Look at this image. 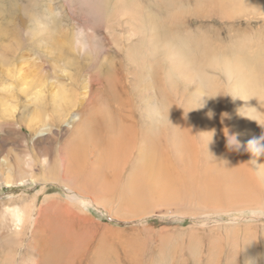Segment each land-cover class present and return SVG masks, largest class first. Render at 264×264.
Returning <instances> with one entry per match:
<instances>
[{
	"label": "rangeland",
	"instance_id": "obj_1",
	"mask_svg": "<svg viewBox=\"0 0 264 264\" xmlns=\"http://www.w3.org/2000/svg\"><path fill=\"white\" fill-rule=\"evenodd\" d=\"M45 2L62 17L51 37L28 40L20 0H0V243L9 245L13 239L11 213L26 217L12 247L17 255L13 264H20L27 247L33 246V196L41 194V202L44 196L66 194L59 157L65 152L81 160L83 154L84 163L74 162L70 169L86 174L102 169V164L92 163L94 153L85 154L76 139L69 143L71 124L83 119L101 124L105 118L133 124L137 130L151 104L172 122L191 123L201 152L203 142L212 137L213 144L206 146L213 147L215 166L203 169L200 154L197 179L186 187L177 209L185 212L182 216L173 211L118 219L90 207V216L100 226L121 230L107 242L101 238L97 264H264V176L237 158L242 149L227 148V134H238L241 142L247 133L234 88L251 80L255 89L264 90V0ZM78 29L83 34L76 41ZM166 42L182 50L180 60L193 73L209 76L203 80V93L216 107L187 106L194 105L196 90L177 78L175 65L164 59L168 54H157L158 45ZM149 63L154 64L151 70L141 68ZM228 68L236 75L228 77ZM146 74L151 86L142 83ZM253 126L264 133V106ZM145 141L156 165L173 156L162 135H147ZM136 155L132 149L131 156ZM169 166L162 165L164 175L177 171V164ZM130 168L128 164L123 173ZM95 243L96 238L84 264H95Z\"/></svg>",
	"mask_w": 264,
	"mask_h": 264
},
{
	"label": "crops",
	"instance_id": "obj_2",
	"mask_svg": "<svg viewBox=\"0 0 264 264\" xmlns=\"http://www.w3.org/2000/svg\"><path fill=\"white\" fill-rule=\"evenodd\" d=\"M164 59L168 60V57ZM137 65L139 64H135V66ZM141 68H144L143 65ZM189 75L191 76L190 73ZM178 79L184 85H193L198 92L200 87V98H194L192 101L194 105L189 104L188 107H216L209 96L203 93L202 79ZM249 81L251 82V80L245 81L237 85L239 86L237 89L234 88L237 95H242L246 99V102L236 107L254 109L264 106V90L255 89L253 83ZM148 82L146 74L142 83ZM148 84L152 85V83ZM150 107L146 121L137 130L134 129L133 124L111 122L105 118L100 122L101 124L97 123V127L83 123L82 126L72 129L69 143L72 139H76L80 142L81 146L79 147L85 154L94 153L92 163L102 164V169L88 174L81 170L70 169L74 162H77V164H73L74 166L84 163L86 155L83 154L81 160L77 155H67L65 152L59 157L63 165L64 183L62 185L66 188V194L57 197L44 196L41 202L37 201L41 194L32 198L34 244L41 246L39 251L57 247L58 240L55 237L59 231L57 224L63 217L67 223L73 226H95V245L99 247L101 238L103 242H107L109 237L112 238L113 235L121 233L120 229L100 226L90 216V207L118 219H142L154 215L156 212L172 213L174 211L178 215H185V212H178L177 209L186 198L188 193L186 187L191 186L197 179L198 171V163L192 158H188V171H185V147L199 145L188 139L189 130L186 128V122H172L163 117L153 104ZM151 134L162 135L168 141L170 152L176 159L180 172L164 175L162 165H165V160H162V165L155 164L145 141V137ZM138 135H140L139 140L137 139ZM252 138L249 137L245 141V145ZM132 149L137 150L136 157L131 156ZM241 158L251 163L249 168L258 171L260 176H264V156L252 161V156L243 149ZM204 160L206 166L203 169L209 166L210 168L214 167L213 151L206 149ZM128 164L130 169L137 167L141 169V172L133 174L129 169L128 172L123 173ZM86 183L92 186L87 188L88 185H84ZM43 191L44 188H41L38 193ZM217 208L221 210L220 207ZM225 209L230 211L228 208ZM162 210L164 212H161ZM237 211L239 210L231 208L230 212ZM230 212L223 211L222 213ZM89 245L90 243L86 246L87 252ZM108 250L113 251L111 247Z\"/></svg>",
	"mask_w": 264,
	"mask_h": 264
},
{
	"label": "bare ground",
	"instance_id": "obj_3",
	"mask_svg": "<svg viewBox=\"0 0 264 264\" xmlns=\"http://www.w3.org/2000/svg\"><path fill=\"white\" fill-rule=\"evenodd\" d=\"M140 8V7H139ZM150 33H153L152 31H150ZM51 37V36H50ZM148 40V39H147ZM156 42L160 43V41L158 39L155 40ZM149 44V42H147ZM6 48V47H5ZM9 48V47H8ZM10 49V48H9ZM211 52V51H210ZM5 54V52H3ZM10 53V52H8ZM189 53V52H188ZM2 54V53H1ZM167 57H168V65H175V68L173 70L177 71L176 75L177 78H181L184 80H193V79H202V80H206V78H208L209 76H207L206 74H195L192 72L191 68L187 65V62L185 60H180L183 58V52L182 50H180V48L173 46L172 50L167 53ZM1 56V55H0ZM12 56V55H11ZM191 57V56H190ZM6 58V57H5ZM194 58V57H193ZM207 58V57H206ZM7 59V58H6ZM188 59V58H187ZM209 59V58H208ZM212 59V58H211ZM15 60V59H14ZM12 61V60H11ZM10 61V63H12ZM158 61V60H157ZM5 62V60H4ZM7 62V61H6ZM1 63V61H0ZM9 63V64H10ZM154 63H156L154 61ZM160 63V62H159ZM13 64V63H12ZM8 65V64H7ZM165 65V64H164ZM151 66V67H150ZM143 67L145 69L151 70L154 67L149 63L146 65H143ZM156 67V65H155ZM163 67V66H162ZM157 68V67H156ZM155 68V69H156ZM164 68V67H163ZM168 67H166L167 70ZM153 69V70H155ZM169 69V68H168ZM159 70V69H158ZM227 70V76H233L235 73H232L231 69H226ZM168 71V70H167ZM190 71V72H189ZM191 74V76L189 75V73ZM203 72V71H202ZM166 73V71H165ZM188 73V74H186ZM111 74V73H110ZM174 74V73H173ZM169 75V74H167ZM172 75V74H171ZM236 75V74H235ZM246 75V74H244ZM174 76V75H173ZM171 77V76H170ZM206 77V78H205ZM246 76H243V78H245V80H248ZM251 77V76H250ZM148 78V75H147ZM164 78V76H163ZM158 80V79H157ZM169 80V79H168ZM208 79V83H209ZM160 81V79L158 80ZM212 81V80H211ZM165 82V79H164ZM168 82V81H167ZM170 82V81H169ZM206 82V81H205ZM214 82V81H213ZM245 81H241L239 84L240 85L242 83H244ZM166 84V83H165ZM179 84V83H178ZM159 85H161V87L163 86V82H159ZM189 85V84H186ZM215 85V84H214ZM170 86V85H169ZM219 86V85H218ZM164 87V86H163ZM162 87V88H163ZM194 87V86H193ZM192 87V88H193ZM210 87V86H209ZM214 87V86H213ZM212 87V88H213ZM230 87V86H228ZM167 88V87H166ZM170 87H168L169 89ZM196 92L193 93L196 96H194L195 99L200 98V93L198 92L197 88L194 87ZM215 88V87H214ZM224 89V88H223ZM212 90V89H211ZM214 90V89H213ZM216 90H218V88H216ZM227 90V89H226ZM231 90V88H230ZM229 90V91H230ZM170 91V90H169ZM188 91V90H187ZM220 91V90H218ZM189 92V91H188ZM228 94V91H226ZM213 93V92H212ZM231 94H234L235 92H233V90L230 91ZM215 95V94H214ZM235 95V94H234ZM113 96V95H112ZM238 99H236L238 102V104H235V106L242 104L244 102H246V99L242 96V95H237ZM227 97V96H226ZM232 97V96H231ZM235 98V97H234ZM17 99H15L16 101ZM95 102V101H94ZM100 102V101H99ZM113 103V102H112ZM97 104V103H96ZM234 104V103H233ZM98 105V104H97ZM100 105V104H99ZM226 105V104H225ZM99 107V106H98ZM101 107V106H100ZM232 107V106H231ZM259 108H254L252 110H250V108H239L237 107V113L239 115H241L242 119H245V122H242V126L246 127L247 126V133L244 135L243 140H241V144L245 145V141L249 138V137H253V138H259L260 136V129H258L257 127H254L253 124L256 123V114L259 113ZM256 109V110H255ZM240 112V113H239ZM107 113V112H106ZM105 113V114H106ZM90 118V117H89ZM93 117L91 118L92 121ZM89 120V119H88ZM91 124L94 127H97L98 124L95 122H87V119L83 121H81L80 123H72L71 124V128L75 129L78 128L80 126H82V124ZM74 124V126H72ZM186 128L189 130V134H188V139L191 141H194V136L191 134L190 129H193V125L191 123H186ZM264 130V129H263ZM211 138V137H210ZM202 142V141H201ZM212 143V139H208L207 141L203 142L202 146V152L200 149V146L197 147H189L186 146L185 147V171H188V165H189V161L188 158H192L194 159L198 164L200 162V154L203 156V160H204V154H205V150L206 149H210L211 151H213V147L211 146H206L207 144ZM243 150L244 147H241L240 150ZM233 154V153H232ZM235 155V154H234ZM236 156V155H235ZM56 157V156H55ZM225 158V157H224ZM237 158H241V155H238ZM224 160V159H221ZM177 161L175 158H168L165 160V165H176ZM239 164V163H238ZM169 166V167H170ZM206 166L205 160L203 163V167ZM171 168V167H170ZM175 169V168H174ZM251 169V168H250ZM181 170L178 168V164H177V171H175L176 173L180 172ZM130 172L133 174H138L141 172V169L139 168H132L130 169ZM251 172V171H250ZM250 174V173H249ZM249 176V175H248ZM251 176V175H250ZM254 177V176H253ZM261 178L263 176H260ZM248 178V177H247ZM264 180V179H263ZM258 181V180H257ZM248 201V200H247ZM239 199L235 200V203H238ZM234 208H237V205L233 206ZM239 207V206H238ZM240 208V207H239ZM240 211V210H239ZM233 217V216H232ZM26 217L25 214L19 211H13L11 213V216L9 217L10 222L12 223V230H11V234L13 235V239L11 241V243L9 245H7L4 241H1V246H0V264H13V260L17 257L16 254H14L12 252V247H14L16 245V237L19 236L22 232V225L25 221ZM234 219V218H233ZM237 219V218H236ZM236 222V221H235ZM59 231L58 233L55 235L56 239L58 240L57 242V247L54 249H47V250H43V251H39V248H36L35 244H34V234H33V246L30 245L27 247L26 251H25V256L24 258L21 260L20 264H43L44 261H47L48 264H84L86 262V256H87V249L86 246L88 243H92V241L94 240L95 236H96V227L95 226H90V225H84V226H79V225H70L69 223H67V220L65 219V217H63L57 224ZM235 230V229H234ZM32 233H33V227H32ZM38 240V239H37ZM41 247V246H40ZM50 251H53V253L51 254ZM38 252V253H37ZM99 255H100V247L98 245L94 246V250H93V261L95 262V264H97L98 259H99ZM43 258V259H42ZM45 264V263H44Z\"/></svg>",
	"mask_w": 264,
	"mask_h": 264
},
{
	"label": "clouds",
	"instance_id": "obj_4",
	"mask_svg": "<svg viewBox=\"0 0 264 264\" xmlns=\"http://www.w3.org/2000/svg\"><path fill=\"white\" fill-rule=\"evenodd\" d=\"M18 10L25 18L26 23L23 31L28 40H42L50 36L62 17L61 11L55 7H49L45 0H20ZM82 34V30L78 29L74 33V40L78 41ZM171 50L172 44L166 42L158 45L156 51L157 54H167ZM241 147H244V150L252 156V161L264 156V133L259 138L248 140L246 145L240 143L238 134H227V148L229 150L237 151Z\"/></svg>",
	"mask_w": 264,
	"mask_h": 264
}]
</instances>
